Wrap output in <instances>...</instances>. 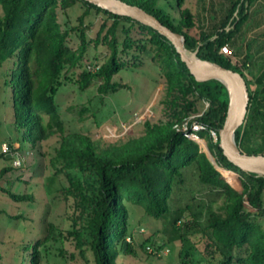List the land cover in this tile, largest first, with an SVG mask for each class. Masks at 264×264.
Wrapping results in <instances>:
<instances>
[{"label":"trees","instance_id":"1","mask_svg":"<svg viewBox=\"0 0 264 264\" xmlns=\"http://www.w3.org/2000/svg\"><path fill=\"white\" fill-rule=\"evenodd\" d=\"M122 1L144 9L183 35L185 47L197 50L200 59L239 72L246 81L250 101L245 122L236 131V143L242 149L246 129L255 135L264 134V71L253 79L247 78L242 71L249 70L250 54L241 63L220 54L225 45L234 49L250 18L249 6L258 0H230L222 22L213 32L202 31L199 35L192 34L195 16L183 8L184 0H176L180 11L177 22L160 6L162 1L172 0ZM77 6L82 10L77 24L64 29L60 12L66 14ZM0 12V67L13 61L10 84L15 115L24 131L23 141L27 135L34 148L48 139L52 124L59 130L61 139L51 168L55 176L66 177L67 185L58 193L73 201L72 230L68 234L86 264H90L89 258L94 264H120L121 256L133 253L127 241L128 204L141 208L149 217L169 220L176 229L181 223L185 229H194L205 240L206 256L220 257L219 264H264V227L258 221L264 209V177L241 170L227 159L219 145L218 131L225 123L229 104L222 82H198L165 36L85 0H0ZM93 12L105 19L95 40H89L86 18ZM72 33L80 41L77 48L70 45ZM91 42L106 44L110 54L103 64L89 70L82 61ZM148 52L160 69L164 86L160 101L164 122L146 121L144 128L149 134L131 137L123 145L101 147L86 134H64L57 94L65 80H72L63 75L65 69L82 68L76 80L81 90L98 80L99 93L108 94L121 88L113 82L114 76L130 64L138 66L136 54ZM129 54L134 59L131 62ZM4 85H8L7 80ZM206 103L207 109L199 115V105ZM45 116L50 127L45 125ZM192 116V121L204 126L199 135L207 141L217 166L239 174L243 189L228 182L239 183L234 175L224 174L210 163L198 142L174 129L175 124ZM212 131L217 134L216 140ZM10 155L1 153L0 159ZM0 192L14 202H33L32 195L16 194L2 186ZM213 202L219 204L214 208ZM53 227L51 224L47 238L54 235ZM40 243L22 246L21 264H40Z\"/></svg>","mask_w":264,"mask_h":264},{"label":"rangeland","instance_id":"2","mask_svg":"<svg viewBox=\"0 0 264 264\" xmlns=\"http://www.w3.org/2000/svg\"><path fill=\"white\" fill-rule=\"evenodd\" d=\"M230 0H184L183 8H188L195 16L193 35L202 31L213 32L225 18L230 8ZM160 6L168 11L175 22L180 19L176 0L171 3L162 1ZM82 13L79 6L66 14L60 12L59 19L64 29L77 24ZM250 18L245 23L238 43L231 50L233 61H243L248 53L252 56L249 70L242 71L245 77L253 79L264 71V0H258L249 6ZM1 16V12H0ZM102 14L92 13L86 18L90 27L88 39L95 40L100 24L104 21ZM111 21H109L110 24ZM123 35L120 34V40ZM70 45L77 48L78 38L72 33ZM110 54L107 45L91 42L83 67L92 63L95 67L103 64ZM129 54L130 62L134 59ZM139 65H128L114 76L113 82L121 88L116 92L101 94L98 91L100 81L95 80L86 90H81L76 83L77 74L82 68L65 69L63 75L72 80H65L57 94L60 117L63 121L64 134L79 132L88 135L101 147L110 144L123 145L131 137L149 134L145 130L146 121H165L163 105L160 103L164 86L160 80V69L152 60L151 53L136 54ZM121 57L125 58V55ZM13 61L8 60L0 67V154L3 144L16 150L21 164L15 165L11 155L0 159V186L16 194L32 195L33 202H14L9 196L0 192V264H21L22 246L41 242L40 264H86L75 245L72 236L71 216L74 212L72 199L65 200L58 190L67 185L64 175L55 176L51 168V159L59 146L61 134L52 124L48 139L32 147L27 135L23 141V129L14 111L13 91L10 84ZM7 80L8 85H4ZM17 109L19 101L17 100ZM208 104L199 105V115L207 109ZM45 125L50 127L45 116ZM242 151H264V134L255 135L246 129ZM202 152L210 163L224 174L234 175L237 185L224 178L236 189H243L239 174L226 171L217 166L210 153L207 141L199 142ZM21 147V148H20ZM13 148V149H14ZM7 169L2 175V171ZM194 181V180H193ZM195 183V181L193 182ZM219 202L211 205L215 208ZM129 237L133 253L121 256L120 264H219L220 257L211 259L205 254V240L194 229L173 227L169 220L155 219L145 214L144 210L128 204ZM261 225L264 227V209L261 212ZM188 220H186L187 222ZM51 224L54 235L48 238ZM152 246L162 250L161 255H154L146 250ZM25 254H28L27 251ZM90 264H94L89 258Z\"/></svg>","mask_w":264,"mask_h":264},{"label":"water","instance_id":"3","mask_svg":"<svg viewBox=\"0 0 264 264\" xmlns=\"http://www.w3.org/2000/svg\"><path fill=\"white\" fill-rule=\"evenodd\" d=\"M102 9L121 16H127L135 21L149 26L165 36L180 54L191 74L198 82L218 80L227 88L229 95L228 111L223 127L218 131L219 145L224 155L234 165L247 173L264 177V154L244 153L236 143L237 129L246 119L250 101L249 91L245 79L239 72L226 69L221 65L202 60L197 56V50H188L185 47V38L164 25L154 15L144 9L130 5L122 0H85ZM126 247V244L124 245Z\"/></svg>","mask_w":264,"mask_h":264},{"label":"built area","instance_id":"4","mask_svg":"<svg viewBox=\"0 0 264 264\" xmlns=\"http://www.w3.org/2000/svg\"><path fill=\"white\" fill-rule=\"evenodd\" d=\"M220 54H223V55H226L229 57H231V55H232L231 50H230L229 46H227V45L221 47ZM234 62L237 63L238 61L236 60ZM86 67L89 70L94 69V65L90 64V63L87 64ZM193 119H194V116L188 118L187 120H185L182 123L175 124L174 129L177 132L183 134L185 137L199 143V142H201V139H202L200 137L199 133L201 130L204 129V126L198 121H192ZM212 136L214 137V140L217 139L216 132L212 131ZM16 150H18V149H15V148L13 149L11 146H7V145L3 144L1 153L14 155V154H17ZM15 156H16V159L14 160V164L20 165L21 164L20 159H17V157H18L17 155H15ZM146 250H148L149 253H152V254L158 255V256L161 255V253H163L162 250L154 249V248H152V246L146 247Z\"/></svg>","mask_w":264,"mask_h":264}]
</instances>
